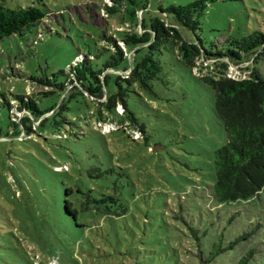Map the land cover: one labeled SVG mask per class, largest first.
<instances>
[{
    "label": "rangeland",
    "instance_id": "obj_1",
    "mask_svg": "<svg viewBox=\"0 0 264 264\" xmlns=\"http://www.w3.org/2000/svg\"><path fill=\"white\" fill-rule=\"evenodd\" d=\"M133 1L134 7L150 3L154 9L192 0ZM0 2L34 4L47 13L35 44V28L0 41V264H16V238L37 264H47L51 254L61 256L62 264H264V188L253 202H217L211 196L214 150L225 144L226 134L209 85L164 50L158 56L162 80L153 82L151 92L133 89L127 98L142 136L137 130L141 137L134 141L123 131L102 134L99 123L121 127L118 118L104 113L100 121L89 98L79 94L62 102L64 93L53 86L43 96L39 92L47 89L35 79L60 84L77 54L105 57L101 34L124 28L123 19L101 13V0ZM201 27L206 48L228 36L264 32V0H208ZM256 67L264 78V60ZM234 70V77L246 76V65ZM26 95L40 109H67L38 128L33 123L27 140L7 137L19 126L10 122L6 104L17 106ZM55 165L68 169L54 172ZM94 166L120 179L127 210L120 219L90 214L82 231L68 223L67 228L52 207L56 193L80 184Z\"/></svg>",
    "mask_w": 264,
    "mask_h": 264
},
{
    "label": "trees",
    "instance_id": "obj_2",
    "mask_svg": "<svg viewBox=\"0 0 264 264\" xmlns=\"http://www.w3.org/2000/svg\"><path fill=\"white\" fill-rule=\"evenodd\" d=\"M124 1L110 0L111 4L107 5L101 0L100 12L119 16L124 25L115 31L118 34L102 32L100 41L105 57L77 54L63 72L64 82L52 84L48 78L35 79L39 86L47 89L39 94L53 93L55 90L50 89L53 86L64 93L62 102L66 96H86L94 103L96 119L103 121L104 113L115 116L121 127L114 131H123L134 141L128 131L137 130L141 136L143 131L127 107V98L133 89L151 92L153 82L162 80L158 56L170 50L195 77L214 91V114L225 131L226 142L214 150L212 198L217 202L255 201L264 188V78L256 67L258 60H264V32L254 30L239 37L228 36L221 42H210V48H206L199 33L208 0L159 4L154 9L150 3L134 7L136 2L129 0L133 6L128 7ZM46 15L34 4L9 7L0 2V41L12 36L22 37L34 28L45 27ZM42 35L37 30L33 43ZM231 65H246V76L228 77ZM201 69L207 72L197 75L196 71ZM6 105L10 122L19 126L16 133L7 137L17 140L18 135L26 137L24 140L30 138L34 133L33 123L37 122L35 128H38L67 109L64 104L40 109L28 95L23 96L17 106ZM118 107L122 109L121 114ZM56 124L53 121L52 125L56 127ZM66 137L64 134L60 138ZM58 166L62 165H55L52 170L65 171L56 170ZM108 171L97 166L86 169L85 179L80 184L67 185L63 194L56 193L52 207L57 220L64 226L68 223L70 229L78 227L82 231L89 224L90 214L100 218H122L127 210L123 185L119 178H108ZM97 177L100 179L96 180ZM51 189L57 190V187ZM16 242V264H37L20 239L16 238ZM51 257L61 261L57 254Z\"/></svg>",
    "mask_w": 264,
    "mask_h": 264
},
{
    "label": "built area",
    "instance_id": "obj_3",
    "mask_svg": "<svg viewBox=\"0 0 264 264\" xmlns=\"http://www.w3.org/2000/svg\"><path fill=\"white\" fill-rule=\"evenodd\" d=\"M239 66H242V65H237V66L231 65V66H229L228 71H227V76L231 77V78H235V79L239 78V77H234L232 75V73H235L234 68H237ZM241 78H243V77H241ZM99 127L101 128V132L103 134H108V133H110V132H112V131L117 129V126L113 125L112 123H108V122H100L99 123ZM132 133L134 134V135H132L133 138L137 139L139 137V134L136 133L135 131H132ZM55 169L56 170H61V169H65L66 170L67 166L66 165H62V166L56 167ZM47 264H60V262H58L56 259H51L50 261L47 262Z\"/></svg>",
    "mask_w": 264,
    "mask_h": 264
}]
</instances>
